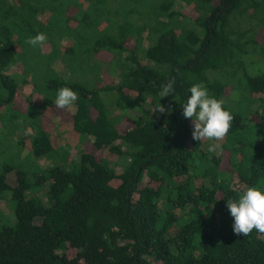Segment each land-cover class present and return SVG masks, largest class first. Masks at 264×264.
<instances>
[{
    "label": "trees",
    "instance_id": "16d2710c",
    "mask_svg": "<svg viewBox=\"0 0 264 264\" xmlns=\"http://www.w3.org/2000/svg\"><path fill=\"white\" fill-rule=\"evenodd\" d=\"M181 1L190 8L175 10ZM37 33L46 42L28 45ZM102 68L119 83L104 84ZM31 80L53 109L60 88L78 93L70 127L89 138L78 160L34 161L56 147L34 109L20 108ZM200 82L234 116L212 139L217 152L182 114ZM0 125V199L11 209L0 210V264H264V233L234 234L227 208L249 187L264 192V0H0ZM19 133L16 148L29 142L30 153L14 161Z\"/></svg>",
    "mask_w": 264,
    "mask_h": 264
},
{
    "label": "clouds",
    "instance_id": "9594fccd",
    "mask_svg": "<svg viewBox=\"0 0 264 264\" xmlns=\"http://www.w3.org/2000/svg\"><path fill=\"white\" fill-rule=\"evenodd\" d=\"M47 35L37 33L26 39V43L32 47H38L45 43ZM175 78L162 85L159 92L161 98L170 96L174 92ZM78 93L71 88H60L56 95L55 104L59 109H65L78 100ZM223 101L209 95L208 89L203 82L194 84L190 88V96L183 105V116L193 122L192 139L202 141L204 139L216 141L223 140L232 127L234 116L223 108ZM171 113L172 109H166L159 104L157 112ZM219 144L210 145L209 152H217ZM227 208L234 218L233 232L237 236H247L253 229L264 233V192L256 187L244 190L238 200L229 199Z\"/></svg>",
    "mask_w": 264,
    "mask_h": 264
},
{
    "label": "rangeland",
    "instance_id": "374dc122",
    "mask_svg": "<svg viewBox=\"0 0 264 264\" xmlns=\"http://www.w3.org/2000/svg\"><path fill=\"white\" fill-rule=\"evenodd\" d=\"M187 8H190V7H188L182 1L177 2L174 6L175 10L179 9L180 11H184ZM261 32L262 31L259 28L257 32V36H256L259 39L263 37L262 36L263 33ZM147 33L148 31L146 30L143 36L145 46H149L151 43V40H150L151 38L147 36L148 35ZM65 41L66 40H64L63 43L66 44ZM44 52L49 53L50 50L45 48ZM111 57L112 56L107 53L106 54L100 53L97 56L98 59L102 60L103 62H107V63ZM258 59H259V56L255 55L254 60H258ZM54 64H55L56 69L61 71V73L65 72L66 70L65 64L63 62L58 60V62ZM150 64L152 66H155L153 62H150ZM256 66L260 67L261 64L256 63ZM107 69L108 68L106 69L102 68V71L104 70L102 74L104 84L117 85L119 83L118 70H116V72L110 73ZM28 79L30 80L31 78L28 77ZM19 91H20V97H21L19 99L20 108L26 112L28 111V109H34L32 112L35 114L37 119H40V120L42 119L43 123L46 124V127L48 128L50 134L53 136V140L55 142V147H56V149L49 156H43L40 159H34V158L32 159H34V161L37 162L43 168L53 166L55 164L63 162L64 156H62V154L64 152H66L68 160H71V161L78 160L79 158L78 151H80L85 146V143H87L89 138L76 134L75 132L72 131V128L70 127L71 120H69V114H72L75 112V109H76L75 104L73 103L72 105L65 108V112L59 111V108L53 109L49 106L42 105L41 103L38 104L37 102H39L38 100L41 99L42 95L41 93L37 92V90L34 88L32 80L29 81L27 84L21 85ZM30 100L31 101L33 100L35 104L34 103L29 104ZM112 111H113V114L117 113V109L115 108L112 109ZM141 114L142 113L140 110L130 111L128 112V118L132 120L135 117L137 118ZM0 128H1V125H0ZM31 132L32 130L29 128L28 133H31ZM25 135H27V133ZM25 135H23L22 133L17 134V137L14 139L15 142H12L13 145L12 147L9 148V151L7 153L8 156L17 155L14 161L22 160L23 157L24 158L28 157L30 153L29 142H26V144L23 145L24 147L23 148L21 147L22 149L19 147L16 148L17 142L20 141L23 138V136L25 137ZM214 143L215 142L213 140H208V142L205 143L204 147L209 148V146L214 145ZM222 169H224V167H222ZM15 179H16V175L13 172L9 177V182L11 184H14ZM48 187L49 186L46 185L42 192L44 193ZM43 193H40V195ZM0 210L3 211L4 214L9 215L11 209L6 199H0Z\"/></svg>",
    "mask_w": 264,
    "mask_h": 264
}]
</instances>
